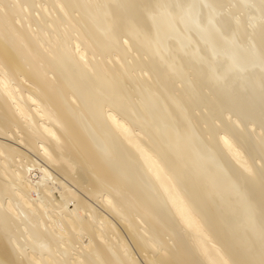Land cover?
Listing matches in <instances>:
<instances>
[{"label":"bare ground","instance_id":"obj_1","mask_svg":"<svg viewBox=\"0 0 264 264\" xmlns=\"http://www.w3.org/2000/svg\"><path fill=\"white\" fill-rule=\"evenodd\" d=\"M0 264H264V0H0Z\"/></svg>","mask_w":264,"mask_h":264},{"label":"rangeland","instance_id":"obj_2","mask_svg":"<svg viewBox=\"0 0 264 264\" xmlns=\"http://www.w3.org/2000/svg\"><path fill=\"white\" fill-rule=\"evenodd\" d=\"M212 1H210V2H207V3H204V4H202L203 6H202V8H204L203 10H207V11H212V8H215V5L213 4V3H211ZM229 3V2H228ZM224 4L223 5V7L222 8H220V10H215L216 11V14L218 13L219 15L220 14H227L226 12L228 11L227 9H230V8H232L231 6L232 5H234V4H232L231 6H230V4L231 3H229V4ZM195 5L194 6H197V4L198 3H194ZM244 8L242 9V13L240 14V13H238L237 15H235L234 17L235 18H238V17H240L239 19L241 20L242 19V22H246V24H250V20H251V18H252V20L253 19H256V22L258 21L257 19L258 18H256V17H251V15L250 14H253L254 12H256L255 11V8H253L254 6L252 5V4H247V5H245V6H243ZM189 9H192V7L191 8H189ZM215 9H217V8H215ZM252 9H254V10H252ZM251 11H252V13H251ZM250 13V14H249ZM218 15V16H219ZM239 15V16H238ZM238 16V17H237ZM250 16V17H249ZM214 17H217V15H215ZM262 19H263V17H261ZM250 19V20H249ZM255 21V20H254ZM244 22V23H245ZM249 22V23H248Z\"/></svg>","mask_w":264,"mask_h":264}]
</instances>
